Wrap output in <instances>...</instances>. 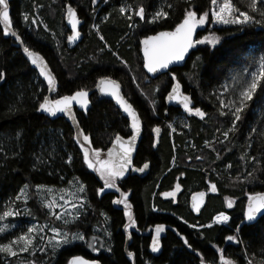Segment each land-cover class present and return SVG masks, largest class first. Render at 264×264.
Listing matches in <instances>:
<instances>
[{
	"label": "trees",
	"instance_id": "1",
	"mask_svg": "<svg viewBox=\"0 0 264 264\" xmlns=\"http://www.w3.org/2000/svg\"><path fill=\"white\" fill-rule=\"evenodd\" d=\"M129 1L133 18L120 14L121 0H96L95 4L92 0H7L10 25L25 46L45 59L56 78L53 97L92 89L98 78L109 76L122 84L124 95L140 115L142 135L132 164L148 161L149 171L144 176L129 172L123 176L127 179L119 182L116 178L118 188L130 196L134 228L139 234H134L127 245V250L134 253V264H201L202 260L204 264H214L221 255L230 264H264V215L251 224L239 226L247 196L264 191V82L258 86L242 119L236 122L235 131H229L233 127L231 111L222 109L217 99V93L224 91L225 98L238 103L236 89H241V85L229 83L230 74L241 65L250 64L252 57L248 52L264 56V23H255L261 19L259 13L250 11L248 0H232L255 20L244 25L213 26L211 30L220 38L219 42L196 44L185 65L171 69L184 90L191 93L195 106L205 114L203 118L187 115L182 126L176 123L171 129L173 111L178 108L167 107L164 96L172 79L167 73L148 78L142 67L140 39L157 30L173 28L188 10L198 16L207 13L206 22L210 21L212 0ZM67 3L83 20V38L73 47L66 43L70 32L64 23ZM159 3H163L168 15L153 22L149 18ZM142 6L144 19L136 15ZM94 14L98 29L94 26ZM102 15L106 18H101ZM206 29V25L200 29L197 38ZM0 71L5 73L0 80V215L6 202H14L17 207H32L34 218L43 222L48 218L47 212L39 204L33 187H61L79 177L85 185L87 208L71 222L56 223L68 232L81 233L84 242L62 247L44 264H68L74 255L97 258L102 264H133L124 248L121 222L125 214L111 203L119 193L98 194L100 181L104 179L84 162L86 144L105 151L114 136L130 133L127 120L111 101L98 99L96 92L90 95L86 110L74 108L82 133L79 137L67 118L53 117L40 110L48 83L24 58L16 40L4 34L1 23ZM222 111L226 115L221 116ZM154 127L161 130L155 147ZM225 131H229L228 139L224 138ZM83 136L89 140L84 145L77 143ZM181 172L184 176L183 179L179 176L178 182L184 186L175 196L161 198ZM207 179L212 186H208ZM25 186L31 190L28 202L16 198ZM195 189L206 194V201L197 213L188 202ZM221 212L229 217L225 225L213 222ZM23 217L10 219L20 222ZM104 217L111 218V238H105L97 248L89 247L94 227L104 225ZM157 225H163L164 231L160 251L154 255L149 247L150 238L141 236L140 230ZM12 236L8 231L0 233V245L9 242ZM229 236L233 239H227ZM8 258L7 253L0 252V264H5ZM34 259L41 263V256Z\"/></svg>",
	"mask_w": 264,
	"mask_h": 264
},
{
	"label": "snow or ice",
	"instance_id": "2",
	"mask_svg": "<svg viewBox=\"0 0 264 264\" xmlns=\"http://www.w3.org/2000/svg\"><path fill=\"white\" fill-rule=\"evenodd\" d=\"M92 2L95 4L96 0H92ZM212 4L218 6V10H214L212 12V19L218 23L244 25L255 20L254 16L251 15L249 11H241L238 7H236L232 0H222V3H219L218 0H212ZM258 4L260 6H258ZM247 7L252 13H259L261 19L255 20V23H264V0H248ZM124 11L125 9L121 7L120 12ZM66 15L72 29V35L68 37V40L71 42L76 40L80 36V33L77 30V25L80 23V21L77 18L76 11L70 6L67 8ZM136 15L141 19H144L145 7H140L136 12ZM167 15L168 14L166 12L158 11L155 13L153 22L156 19L165 17ZM207 16L208 14L204 13L197 17V13L195 11L188 10L186 11V15L183 21L176 26L174 31L160 32L155 36H149L147 37V39L141 41V43L144 45V67L147 69V71L150 73H154L159 71L160 69H167L169 64L174 61L183 60L185 53H187L188 50L194 46V44L207 43L210 45H216L219 42L220 38L215 34H210L209 36H206L201 40H193V33L195 29L197 28V26L203 25L205 23ZM25 19H28L27 16H25ZM0 23H3L4 25V34L8 35L11 22L9 18V4L7 0H0ZM32 23H35V20H33ZM10 34L15 37L16 41L21 40L20 36L15 32H11ZM101 39H103V37H101ZM23 52L27 56V59L31 62V64L40 69V75L43 76L47 81L49 89H54L55 79L49 72L46 71L47 65L44 63L43 57H41L37 52L30 50L27 46L23 47ZM4 78L5 73L0 71V80ZM172 78L175 80V76H173ZM262 82H264V58H261L260 60L258 71L252 73L251 81L240 91L238 105L236 101L232 100H229L227 103H225L223 100L220 101L222 108L234 109L230 113V115L233 117V127L229 131H235L236 122L242 119L243 112L248 107V103L253 100L258 86ZM111 85V88L102 87L100 90L101 92L110 93L117 100V103L120 105L123 111L127 113L128 117L131 118L132 135L125 142L122 141V137L117 134L114 143L119 144V151L113 154V150L110 149V159L108 161H96V163L100 164V168H97L96 170L101 172V177L105 181L104 188L99 189L98 194L102 193L105 188H115L116 178L123 177L125 172L129 170L132 165L133 146L140 131V121L136 112L132 108V105L127 103V101H125L124 98L120 96V86L115 81H111ZM88 95L89 94L86 91L79 90L74 95L61 97L60 99L51 103H49L48 98L45 97L44 102L39 104V109L53 115L57 112L68 113L73 101H76L81 106H86L88 103ZM169 99L178 100L186 112L192 113L194 111L197 116H200L202 118L204 117V113L200 108L193 109L192 107H190L191 99L189 96L180 94L179 83L173 86L172 93L169 94ZM220 115L224 116L226 115V113L222 111ZM152 131L155 133H159L160 129L153 128ZM229 131H225L223 133L225 139H228ZM79 135H82V133H79ZM83 140L87 142L89 140L88 136H83ZM77 143H80L79 139L77 140ZM95 154L97 153H94V155ZM84 162L88 165L89 168L95 167L93 161L89 157V153L87 150H84ZM147 167L148 164L146 163L143 167L135 168L132 170L143 172ZM249 175L252 174L250 173ZM81 190H83V186H81ZM176 190H179V185L176 186ZM215 190V186H213L212 191ZM21 191L23 192V189ZM164 195L174 196L175 192L165 193ZM199 195L203 197V193ZM121 196L123 197V199L114 200L113 203L117 205L123 204L125 209L129 208L130 206L127 204L128 193L123 192L121 193ZM16 198L20 199V196L18 195ZM248 200L249 204L247 207V211L245 212V218L251 221L254 219L256 214L260 212L261 209H264V194L256 193L254 196H249ZM228 206L231 207V204H229ZM73 207L75 208L76 206L73 205ZM193 208L197 211L199 210V202L195 200V197ZM18 214L19 213H15L11 210L4 211L3 215H0V221L4 220L6 217ZM125 215L128 216L131 220V215L128 211H125ZM214 219L218 223H223L228 221L229 217L221 212ZM6 227V225L4 227H0V232L5 231ZM32 231L33 228L28 229L29 233H31ZM163 231V225H157L155 227V235L152 238L151 245L153 252L158 251L160 248L159 236ZM72 239L82 240L84 239V237L81 235H74ZM227 239L232 240L233 237L229 236L227 237ZM19 240H23L26 243V246L24 248H21L20 251H27V245H31L32 243L31 239H27L26 236H20ZM68 242L69 241L66 238L63 240V243L65 244ZM15 243L16 241H12L11 244L0 245V252L7 253L9 256H16L17 253L13 251L12 248V244ZM184 243L187 245L188 241L185 239ZM58 246L59 242L54 245V247ZM89 247H92V245L90 244ZM95 250L96 249L93 248V251ZM132 255L133 254L131 252L128 253L129 257H131ZM220 259L222 262H224V264H228V262L225 261L223 255H221ZM68 264H99V262L95 260L89 261L81 256H74L71 260L68 261ZM201 264H204L203 260L201 261Z\"/></svg>",
	"mask_w": 264,
	"mask_h": 264
},
{
	"label": "rangeland",
	"instance_id": "3",
	"mask_svg": "<svg viewBox=\"0 0 264 264\" xmlns=\"http://www.w3.org/2000/svg\"><path fill=\"white\" fill-rule=\"evenodd\" d=\"M218 2L222 3V0H218ZM162 4L163 3H159L153 16L149 18V20H153L156 12L158 11L165 12ZM121 7H123L125 11L120 12V14L125 15L126 18H133L132 15L134 13V10L129 0H121L119 9ZM214 10H218V6L212 4L210 10L211 20L208 22L205 21L204 23V25H206L208 29H206L203 32L202 36L198 37L197 40H201L204 37L209 36L210 34H215L211 30L213 26L230 25V24H222L214 21L212 19V12ZM95 16L96 15L94 14L93 16L94 24H95L94 26L96 27V29H98V25L96 23L97 20L95 19ZM104 16L106 18V15H102L101 18ZM204 44L207 43H202V45ZM248 54L252 57L250 64L241 65L239 68L234 69L229 76L231 80L229 83L236 84L238 82V84L241 85V89H236L238 90L237 91L238 94L251 81L252 73L258 71L260 60L261 58H264V56L258 54L255 55L254 53L251 52L250 53L248 52ZM240 80L242 81L240 82ZM231 87L233 86H230V88ZM233 88L235 89V87ZM223 94H225L224 91H219L217 93V99L219 100V102L223 100L225 103H227L229 100H231L229 98L228 99L225 98ZM151 105L152 107H154L153 104ZM196 107L197 106H195V108ZM227 109L230 111L234 110L233 108H227ZM183 122L185 123L184 117H176L172 119V121H170V128L172 129L176 123L182 126ZM58 134L60 136L61 132L58 131ZM63 148H65V146ZM88 153L96 169L100 168V164L96 163L97 160L106 161V158L103 156V151L93 149L91 151H88ZM94 153L97 154L94 155ZM98 173L101 175L100 171H98ZM81 186H83V190H81ZM30 191L31 190L29 187H23V192L21 191L19 194L20 200H22L23 202H28V200L30 199ZM33 191H34V195L37 196L39 204L42 205L43 210L47 212L48 218L47 220L40 222L36 218H34V214H32L34 209L32 207H27L26 205L17 207L14 204V202L5 203L4 211L11 210L15 213H19L18 215L6 217L4 220L1 221V227H4L6 225L7 227L5 231L11 232V234H13V236L10 237V241L3 243L2 245L11 244L12 241H16L15 244H12V248L13 251L17 253V255L13 257L7 254L10 258L6 259L5 264H37L34 259L36 256H41L40 264H44L47 258H49L50 256L53 257L62 247L74 243L84 242V239L82 240L72 239L74 235L82 236L81 233L68 232L64 228L59 227L56 223V222H60L66 224L68 222H71L86 210L87 202L85 197V185L83 181L79 177L77 179L72 178L67 183L61 185V187L37 185L33 187ZM229 200L232 199L229 198ZM73 205H75L76 207L74 208ZM21 215L25 217H23V220L20 222L19 221L16 222L10 219L12 217L21 216ZM109 222H110L109 218L104 217V225L100 226L99 228H97V226L94 227V232H93L94 235L89 239L88 245L91 244L92 246H94V248H97V246L105 238L106 240L111 238V233L109 230ZM29 228H33V231L31 233L28 232ZM20 236H26L27 239H31L32 241L31 245H27V251H20L21 248H24L26 246L25 241L19 240ZM65 238L69 241L66 244L63 243V240ZM58 242H59V246L54 247V245H56ZM233 242H235V240ZM94 252L97 253V249ZM27 254L30 255L33 254V257H27ZM41 254L43 255V257ZM12 258H15L13 262L10 261V259ZM225 261H227L228 264H230V262L227 259H225ZM214 264H224V262H222L221 259L219 258L218 261L215 262Z\"/></svg>",
	"mask_w": 264,
	"mask_h": 264
},
{
	"label": "water",
	"instance_id": "4",
	"mask_svg": "<svg viewBox=\"0 0 264 264\" xmlns=\"http://www.w3.org/2000/svg\"><path fill=\"white\" fill-rule=\"evenodd\" d=\"M69 6H70L71 8H73L75 11H76V9H75L73 6H71L69 3H67V4L65 5L64 23H65V26L67 27V29L70 30V33H69L68 36H67L66 43H67V45H68L69 47H73V46H75L76 44H78V43L82 40V38H83V33H82V31H81V26H82V24H83V20H82V18L79 17V15H78V13H77V11H76L77 18H78V20L80 21V23L77 25V30L79 31L80 36H79L76 40L70 42V41L68 40V37H69L70 35H72V29H71V25L69 24L68 19H67V15H66V14H67V8H68ZM184 17H185V16H184ZM184 17H183V18H182V19H181V20H180V21H179V22H178L173 28H171V29L160 30V31H157V32H155V33H150V34H148V35H146V36H143V37L140 39V53H141L142 60H143V69H144V71L147 73V75H148L150 78H156V77H158V76L161 75V74L168 73V72H169L172 68H174V67H182V66H184L185 63H186V61H187V59H188V57H189V55H190V53H191V51H192V49L194 48L195 44H194V46H193L192 48H190V49L188 50L187 53H185V56H184V59H183V60L172 62L171 64H169V66H168L167 69H160V70L157 71V72L150 73V72H148L147 69L144 67V52H143L144 45L141 43V41L147 39V37H149V36H155V35H157V34L160 33V32H171V31H174L175 28H176V26H177L178 24H180V23L183 21ZM1 24H2V27L4 28L3 23H1ZM201 27H202V25H199V26H197V28L195 29V31H194V33H193V40H194V41H195V36H196L197 31L200 30ZM11 32H15V33L17 34V32H16V31L12 28V26L10 25V28H9V34H8V35L12 36V35L10 34ZM17 35H18V34H17ZM12 37H13V36H12ZM13 38L15 39V37H13ZM20 38H21V37H20ZM16 45L20 48L21 53H22V55L24 56V58H25V59L31 64V62L27 59V56H26V55L24 54V52H23V47H25V45H24L22 39H21L20 41H16ZM37 53H38V52H37ZM38 54H39V53H38ZM39 55H40V54H39ZM40 56H41V55H40ZM41 57H42V56H41ZM43 60H44V63L47 65L46 71L49 72V73L52 75V77H54V79H55V88L50 90V89H49V86L47 85V91H46V93H45V95H44V98H45V97L48 98L49 103L54 102V101H56V100H58V99H60L61 97H64V96H71V95H74L77 91H79V90H77V91H75V92L72 93V94H65V95L57 96V97L53 98V93H54V91L56 90L57 81H56V78H55L54 74H53L52 71L50 70V68H49V66H48V64H47V62L45 61L44 58H43ZM31 65L34 66V67H36V66L33 65V64H31ZM36 68H37V67H36ZM37 69L40 71L39 68H37ZM102 81H103V82H102ZM111 81H115V82L120 86V96H122V97L124 98V100L127 101V103H129V104L132 105V103H131V102L126 98V96L124 95L122 84H121L118 80H116V79H114V78H112V77H109V76H102V77L98 78V80H97L95 86H94L92 89L84 90V91H86V92L89 94L88 97H87V99H88V103H87L86 106H81V105L78 104L76 101H73V102H72V106H71V108H70V111H69L68 113H60V112H57V113L54 114V115H53V114H49V113H48V114L51 115V116H53V117H65V118H67V119L70 121V123H71V125H72V127H73V129H74L75 136H76V137H79V133H80V131H79L78 123H77V121H76V119H75V117H74V108L76 107V108L79 109V110H86V109L90 106V95H91L93 92H96L98 99H107V100H110V101H111V102H112V103L118 108V110H119L120 113H121V116L127 120V122H128V128H129V130H130V134H129L128 136H126V137H123V136L120 135V136L122 137V141H125V142H126V141L129 139V137L132 135V129H131V118L128 117L127 113H125V112L123 111V109H122V108L120 107V105L117 103V100H116V99H115L110 93H108V92H101V90H100L102 87H104V88H111V87H112V85H111ZM177 83H179V85H180V94H181V95L189 96L190 99H191L190 107L194 108V101H193V99H192V95H191L190 93H187V92L184 91L182 83L176 78V76H175V80L172 78L171 86H170L169 90L167 91V93H166L165 96H164V102H165V104H166L167 106H169V107H178V108H180L184 113H188V112H186V111L184 110L183 106L179 103L178 100L169 99V94L172 93L173 86H174L175 84H177ZM82 90H83V89H82ZM44 98H43V102H44ZM132 108H133L134 111L136 112V114H137V116H138V118H139V121H140V131H139V134H138L137 137H136V141H135V144H134V146H133V151H132V157H133V153H134L135 147L139 144V142H140V140H141V135H142V124H141V119H140V115H139L138 111L136 110V108H135L133 105H132ZM154 128H159V127H154ZM159 129H160V128H159ZM152 133L154 134V139H155L154 147H155L156 144H157L158 138H159V136H160L161 130L159 131V133H155V132H153V131H152ZM115 138H116V136L112 139V141H111L109 147L107 148V150H106V152H105V155H106V157H107L108 160L110 159V156H109V150H110V149L113 150V154H115L116 152L119 151V144H118V143H114ZM80 143H81L82 145H84L86 142L82 139V140L80 141ZM88 147H89V146H88ZM84 150L91 151L92 149H91V148H86V149H84ZM146 163L148 164V167H147L143 172H137V171L132 170V169H135V168H141V167H143ZM148 171H149V162L146 161V162H144L141 166H135V165L132 164L131 167L129 168V170H127L125 173H127V172H131V173H133V174H135V175H137V176H144V175H146V174L148 173ZM201 193H203V197H201V196L199 195V194H201ZM256 193L264 194V191H257V192L251 193L250 195H248V197H249V196H254ZM194 197H195V200L199 202V210H198V211L195 210V209L193 208ZM248 197H247V199H246V201H245L243 219H242V221L240 222L239 226H240V225H243V224H251V223L257 221L260 217H262V216L264 215V209H261L260 212H258V213L256 214V216L254 217L253 220L249 221V220H247V219L245 218V212L247 211V207H248V204H249ZM205 201H206V194H205L204 192H202V191H195V192L191 193V195H190V200H189V206H190V209H191L194 213L199 212L200 209L202 208V206L204 205ZM129 240H130V235H129V233H126V236H125V245H124V248L126 249V251H127V245L129 244ZM151 245H152V241H151ZM150 247H151V246H150ZM151 249H152V248H151ZM159 251H160V248H159L158 251L154 252V255H157V254L159 253ZM128 253H129V252H126L127 255H128ZM74 256H81V257H83V258L86 259V260H89V261H93V260H95V261H98L99 264H102L101 261H100L99 259H97V258H87V257L82 256V255H74ZM74 256H71V257L69 258V260H71ZM133 257H134V256H133ZM133 261H134V259H133ZM132 263L134 264V262H132Z\"/></svg>",
	"mask_w": 264,
	"mask_h": 264
},
{
	"label": "flooded vegetation",
	"instance_id": "5",
	"mask_svg": "<svg viewBox=\"0 0 264 264\" xmlns=\"http://www.w3.org/2000/svg\"><path fill=\"white\" fill-rule=\"evenodd\" d=\"M160 30H164V29H160ZM160 30H157V31H160ZM157 31H155V32H157ZM198 31H199V30H198ZM198 31H197V33H198ZM155 32H153V33H155ZM197 33H196V36H195V37H197ZM149 34H150V33H149ZM147 35H148V34H147ZM168 75H169V76H172L170 72L168 73ZM96 95H97V94H96ZM53 98H55V97H53ZM166 106H167V105H166ZM167 107H169V106H167ZM75 108H76V107H75ZM174 108H177V107H174ZM173 112H175V113H174V118H176V117H184V118H186L187 115H190V114L193 115V114H195L194 111H193L192 113H190V114H185V113L182 112V110H180V108L174 110ZM204 115H205V114H204ZM129 134H130V133H129ZM129 134H119V135H121V136H123V137H126V136H128ZM114 137H115V136H114ZM114 137H113V138H114ZM113 138H112V139H113ZM111 141H112V140H111ZM111 141H110V143H111ZM110 143H109V145H110ZM86 145H87V147H88V144H86ZM109 145L107 146V148L109 147ZM88 148H90V147H88ZM107 148H106V150H107ZM92 150H93V149H92ZM106 150L103 151V156L106 158V161H108V159H107V157H106V155H105ZM89 157H90V156H89ZM189 162H190V160L187 159L186 163H189ZM141 165H142V164H141ZM141 165H135V166H141ZM172 165H174V162H172ZM172 165H171V166H172ZM93 169H94V171H97V170H96V167H94ZM97 172H98V171H97ZM127 173H129V172H127ZM127 173H125V174H127ZM125 174H124V175H125ZM100 176H101V175H100ZM179 176H181V178L183 179L184 172H181L180 174H177V175H176V177H175V181L173 182L171 188H170L169 190H167L166 192H164L163 194H161V198H164V197L169 198V196H172V195L166 196V195H164L165 193H172V192H175V194H176L177 191H178V190H176V186H177V185H179V188H182V186H184V183H183V182H180L181 185L179 184V182H178ZM123 179L126 180L127 178H124V177H117V181H118V182H119V181H122ZM207 180H208V181H207L208 186H212V184H213L212 181L209 180V179H207ZM104 183H105V181H103V180L100 181L101 189L104 188ZM196 190L199 191V189H195V191H196ZM108 191H109V192H112L113 194L119 193V195L116 196V197L112 200V202H111V203L113 204V206H116V207H119L120 209H122V211H123L124 214H125V211H128V212L130 213V215H131V220L129 219L128 216L123 215V216H122V222H121V223H123V225H121L122 232H124L125 236H126V233H129V235H130L129 243H131V241L133 240L134 234H135V235H139V234H138V230H137L136 228H134V224H135V223H133V220H134V211H133V209H132L131 207L125 209V207H124L123 204L117 205V204L113 203L114 200L123 199V197L121 196V193L125 192V191L119 189L118 186H117V184H116V187H115V188H111V189H107V188H105L104 191H103L102 193H105V192H108ZM190 195H191V194H190ZM174 196H175V195H174ZM172 197H173V196H172ZM129 199H130V196L128 195V197H127V204L130 206ZM189 200H190V196H189L188 202H189ZM108 218H109V221H111V218H110V217H108ZM125 218H127V219L125 220ZM128 228H129L130 230H128ZM140 233H141V236H143V237H149V238H150V242H149V247H150V246H151L152 238H153V236L155 235V227H146L145 229L140 230ZM162 234H163V232L160 233V236H159V242L161 241ZM126 252H130V251H128V250L126 251V250H125V253H126ZM131 253L133 254V255L131 256L132 262H135V257H133V256H134V253H133V252H131ZM126 255H127V254H126ZM127 256H128V255H127ZM133 259H134V261H133Z\"/></svg>",
	"mask_w": 264,
	"mask_h": 264
}]
</instances>
